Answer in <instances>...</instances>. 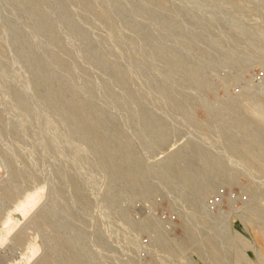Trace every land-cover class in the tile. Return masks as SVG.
I'll return each mask as SVG.
<instances>
[{
    "label": "rangeland",
    "instance_id": "rangeland-1",
    "mask_svg": "<svg viewBox=\"0 0 264 264\" xmlns=\"http://www.w3.org/2000/svg\"><path fill=\"white\" fill-rule=\"evenodd\" d=\"M263 261L264 0H0V264Z\"/></svg>",
    "mask_w": 264,
    "mask_h": 264
},
{
    "label": "bare ground",
    "instance_id": "bare-ground-1",
    "mask_svg": "<svg viewBox=\"0 0 264 264\" xmlns=\"http://www.w3.org/2000/svg\"><path fill=\"white\" fill-rule=\"evenodd\" d=\"M253 248H254V246H253ZM262 263V262H261ZM262 264H264V261H263V263Z\"/></svg>",
    "mask_w": 264,
    "mask_h": 264
}]
</instances>
